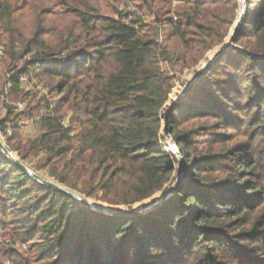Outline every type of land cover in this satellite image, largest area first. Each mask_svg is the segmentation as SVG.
Masks as SVG:
<instances>
[{
    "label": "trees",
    "instance_id": "obj_1",
    "mask_svg": "<svg viewBox=\"0 0 264 264\" xmlns=\"http://www.w3.org/2000/svg\"><path fill=\"white\" fill-rule=\"evenodd\" d=\"M35 1L0 0L7 147L25 164L42 158L38 171L74 195L130 211L168 192L180 158L187 176L153 212L121 218L43 185L0 150V238L27 248L7 251V264H264V0H245L235 47L167 122L178 74L225 44L239 0H143L150 23L107 17L94 0H60L59 11ZM27 76L49 95H23ZM20 98L29 106L17 114L8 103ZM21 117L36 120L38 138H22Z\"/></svg>",
    "mask_w": 264,
    "mask_h": 264
},
{
    "label": "rangeland",
    "instance_id": "obj_2",
    "mask_svg": "<svg viewBox=\"0 0 264 264\" xmlns=\"http://www.w3.org/2000/svg\"><path fill=\"white\" fill-rule=\"evenodd\" d=\"M14 2H22V0H14ZM35 2L39 6H42V8H48L50 10L59 11L60 0H36ZM239 2H240V13H239V15H240L239 19H240V17L243 15L244 3L240 0H239ZM93 4L100 10V12L103 15H105L107 17L118 18L120 14H132L134 16H142V17L145 15L144 11L141 9L142 5H143V0H94ZM144 18L148 23L153 21V18L150 16H144ZM2 34L3 33L0 31V47L3 49L2 45H1ZM227 41H228V39H227ZM220 48H221V46L218 47L214 52L210 53L207 56V60L203 61L197 68L190 70V71H187L184 75L178 74L177 80H176V88L174 90V93H173L170 101L168 102V104L166 106V109L164 111V115L167 114V112L170 110L171 106L176 101L179 100L180 96L183 94V92L186 88L187 83L194 77V75L197 72L203 70L205 65L208 63L209 59ZM4 60H5L4 56L0 57V88H3L5 90V95L0 97V121L6 117V110H5L4 104H7V103H4V102L6 100V96L9 95L10 88H11V84L9 83V85H8V79H9V76L11 75V73L8 74V77H6L7 76L6 71H4V72L2 71L3 65H5ZM163 67L171 72L170 68L167 65H164ZM6 80H7V82H6ZM21 81H22V89L24 92L23 95L24 94L36 95L37 99L39 97L49 95L48 89H46L45 86L43 84H41L37 79L27 76V77L22 78ZM6 84H7V87L4 88V86ZM14 102L15 103L9 102L8 104H12L15 107V111L17 112V114H20V113L26 111V109L29 106V100L28 99L23 100L22 98H20V99L15 100ZM18 105H23V108L19 109ZM180 120H182V119H179V121ZM182 122H183V124H188V125H185V127H184L185 129L191 128L192 126H194L196 124L197 125L204 124V121L201 119L188 121V122L185 120H182ZM17 124H20V126H21L20 133H21V136L23 139L35 140L41 134L40 129L36 125V120H32V119L27 120L24 117H21L20 121ZM163 124H165L164 121H163ZM200 133H203V132H200ZM10 134H12L11 130H10ZM162 134L164 135V130H163ZM0 138H1L2 142L4 143L5 147L11 152L13 157L16 159H19L18 155L15 152H12L7 147L6 139L3 138V135L1 132H0ZM166 138H167V140L169 142V146H170L169 149L167 148L168 152L172 153V151H173V152H175L173 154L178 156V152L176 151L175 148L172 147V146H174L172 139L168 138V137H166ZM198 146H200V145H198ZM41 160H42V158L37 159V160H33L32 162H28L26 164L23 163V164L31 171V173L37 174V175L43 176L44 178L52 180L48 176L47 172H45L43 170L38 171V169H37L38 164H39V162H41ZM179 160H180V163H179V165H177V167H178L177 179H176L175 183L169 188L168 192L170 190H172V188L176 185L177 181L179 180V177L182 174V159L180 158ZM185 167H186V164H185ZM165 194H166L165 192L159 193L158 195H156L151 200H148L144 203L136 204L135 206H133L132 211H134V212L145 211L146 209H148L149 207L154 205L156 202L160 201L165 196ZM81 199H83L85 202H87L88 204H90L92 207H95V208H102L105 210H114V211H121V212H132L128 208L109 207L106 204H103L102 202H100L94 198L86 199V198L81 197ZM13 249L19 250L22 253V251L25 252V250L27 248L24 247L23 245L21 246V244L14 245L13 242L8 238H3V237L0 238V250H2V252H3L2 253L3 258H0V264H7L9 257H8V255H6V253H7V251L13 250Z\"/></svg>",
    "mask_w": 264,
    "mask_h": 264
},
{
    "label": "water",
    "instance_id": "obj_3",
    "mask_svg": "<svg viewBox=\"0 0 264 264\" xmlns=\"http://www.w3.org/2000/svg\"><path fill=\"white\" fill-rule=\"evenodd\" d=\"M244 3V8H243V15L240 17V19L236 22L235 26L232 29L231 35L228 38V41L225 42L224 45L221 46V48L214 53V55L209 59L208 63L205 65V67L203 68V70L197 72L194 77L187 83L186 88L183 92V94L180 96L179 100L176 101L170 108V110L167 112V114H165V121L167 122L169 120V116L172 113V111L175 109V107L182 101V99L185 97V95L187 94V92L189 91L190 87L194 84V82H196L204 73H206V71H208L210 69V67L215 63V61L221 56L223 55L225 52H227L228 50L232 49L235 47V38L239 32V29L242 26L244 17H245V13H246V4H245V0H240ZM164 135L168 138H171V135L169 134L168 131V125H165L164 128ZM172 139V138H171ZM174 144V143H173ZM173 148L176 149V151L179 154V151L177 149V145L174 144V146H172ZM0 150L4 153V155H6L19 169H21L24 173L28 174L29 176H31L33 179L37 180L38 182L42 183L43 185L61 193L64 195H67L71 198H74L75 200H77L78 202H80L81 204H83L84 206L91 208L97 212L106 214V215H110V216H114V217H121V218H126V217H135V216H140V215H146L148 213L153 212L154 210H156L160 205H162L165 201H167V199L174 193L176 192V190L179 188V186L185 181L186 176H187V169L185 167V162L182 159V174L179 177V180L177 181L176 185L172 188V190H170L168 193L165 194V196L158 202H156L154 205H152L151 207H149L148 209H146L143 212H121V211H114V210H105L102 208H95L92 207L90 204H88L87 202L81 200L78 196L74 195L71 191L67 190L64 186L57 184L54 181H50L47 178H43V176L37 175V174H33L31 173V171L19 160L13 157V155L11 154V152L5 147L4 143L2 142L1 138H0Z\"/></svg>",
    "mask_w": 264,
    "mask_h": 264
},
{
    "label": "built area",
    "instance_id": "obj_4",
    "mask_svg": "<svg viewBox=\"0 0 264 264\" xmlns=\"http://www.w3.org/2000/svg\"><path fill=\"white\" fill-rule=\"evenodd\" d=\"M4 56V51H3V49L0 47V57H3ZM18 108L19 109H22L23 108V105H18ZM68 124V123H67ZM178 149V148H177ZM173 150V149H172ZM172 153H175V152H173L172 151ZM80 199H81V197H79ZM83 198H85V197H83ZM81 200H83V199H81ZM84 201V200H83Z\"/></svg>",
    "mask_w": 264,
    "mask_h": 264
},
{
    "label": "bare ground",
    "instance_id": "obj_5",
    "mask_svg": "<svg viewBox=\"0 0 264 264\" xmlns=\"http://www.w3.org/2000/svg\"><path fill=\"white\" fill-rule=\"evenodd\" d=\"M44 178V177H43ZM46 179V178H45Z\"/></svg>",
    "mask_w": 264,
    "mask_h": 264
}]
</instances>
